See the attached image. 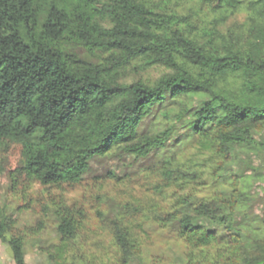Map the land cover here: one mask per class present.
<instances>
[{"label": "trees", "instance_id": "trees-1", "mask_svg": "<svg viewBox=\"0 0 264 264\" xmlns=\"http://www.w3.org/2000/svg\"><path fill=\"white\" fill-rule=\"evenodd\" d=\"M188 1L182 8L180 0H0V151L20 148L19 164L8 172L13 187L20 178L43 190L78 185L94 157L118 150L143 159L163 149L172 126L141 132L142 120L168 97L203 93L208 99L197 109L175 114H190L194 141L151 171L160 182L148 181L144 218L111 221L113 264L141 254L137 234H146V221L160 229L176 222L184 264H264V239L248 249L229 219L236 187L230 197L216 191L194 201L222 171L230 146L255 144L252 131L264 121V0ZM241 13L243 22L227 25ZM132 63L169 72L151 84L120 81V69ZM49 205L59 239L45 249L48 260L83 264L71 246L79 211L59 200ZM194 218L222 224L224 234ZM0 240L14 264H27L23 239L2 206Z\"/></svg>", "mask_w": 264, "mask_h": 264}, {"label": "rangeland", "instance_id": "rangeland-1", "mask_svg": "<svg viewBox=\"0 0 264 264\" xmlns=\"http://www.w3.org/2000/svg\"><path fill=\"white\" fill-rule=\"evenodd\" d=\"M180 1L182 8L191 4L188 0ZM243 20L244 14L241 13L228 20L227 25L240 24ZM75 51L81 58L96 61L83 49ZM168 72L160 65L142 68L140 64L132 63L120 69L119 79L123 82L139 79L151 84ZM207 99L203 93H194L177 99L168 97L155 105L142 120L139 130L160 131L171 125L172 134L165 147L151 151L143 159L118 150L94 157L89 161L81 183L74 186L43 190L38 186H27L20 178L13 187L8 172L18 166L20 148L17 145L3 146L0 151V206L14 220L15 231L23 239L25 262L51 264L45 249L59 239V220L49 203L59 200L80 213L77 217L81 227L71 243L76 256L82 257L83 264H113L118 253L112 244L111 221L120 216L139 223L144 218L142 211L145 209H141L148 206L150 199L148 181L152 184L160 182L159 175L151 173L160 162L178 156L194 141V134L187 125L190 114L180 120L175 119V114L185 108L193 111ZM252 135L255 144L230 146V157L222 171L214 180L206 181L194 198V201L208 200L216 191L230 197L236 187L238 203L229 219L248 249H252L256 240L264 239V121L261 128L252 131ZM26 203L30 204L27 209L23 207ZM182 212L191 213V208L184 207ZM194 222L215 230L219 235L224 234V226L220 223L207 218H194ZM143 228L146 234H137L142 243L141 254L133 257L129 264H184L186 246L177 237L176 222L160 229L153 221H146ZM0 264H14L7 244L1 240Z\"/></svg>", "mask_w": 264, "mask_h": 264}]
</instances>
